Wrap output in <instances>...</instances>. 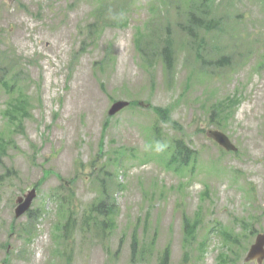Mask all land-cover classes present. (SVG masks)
<instances>
[{
	"label": "rangeland",
	"instance_id": "1",
	"mask_svg": "<svg viewBox=\"0 0 264 264\" xmlns=\"http://www.w3.org/2000/svg\"><path fill=\"white\" fill-rule=\"evenodd\" d=\"M189 9L219 27L190 36ZM0 59L27 102L8 119L0 86V264H162L164 250L165 264H258L244 257L264 233V0H0ZM116 100L130 104L110 115ZM173 138L194 152L184 167ZM101 179L117 207L107 236L79 223ZM31 188L30 220L15 199ZM70 190L66 242L56 193Z\"/></svg>",
	"mask_w": 264,
	"mask_h": 264
},
{
	"label": "trees",
	"instance_id": "2",
	"mask_svg": "<svg viewBox=\"0 0 264 264\" xmlns=\"http://www.w3.org/2000/svg\"><path fill=\"white\" fill-rule=\"evenodd\" d=\"M106 11L105 7H102ZM188 23L185 26V30L188 34L193 33V30H196L197 27H202L208 32L218 28L219 27V20L216 18H205L202 20V17H198L194 15V10L189 9L188 10ZM200 45V44H199ZM199 54V53H198ZM162 55L164 62L166 64V68H171V56L172 52L171 49H169L167 46H165L162 50ZM200 55V54H199ZM201 56V55H200ZM203 64H228L230 60L229 56H220L217 59L210 60L205 59L202 56L200 57ZM12 67V64H6L0 59V86L3 85V87L6 89L9 101L7 103V108L5 115L8 119L11 120V118L15 115H17V110L22 109L24 110V105L27 103L26 100H24L21 92V88L17 85L15 82V76L12 78L7 77V74L10 73V68ZM15 94V95H14ZM13 97H17L14 98ZM14 100V101H13ZM224 105L220 107V103H214V111L217 112L218 110L222 109ZM155 111L158 113V116L164 117L166 113V109L161 108H155ZM219 116V114H218ZM158 123V122H157ZM153 124V136L156 139L162 138V134L160 132V129L158 128V124ZM9 141V139H5L3 137V134H0V158L6 151V143ZM160 141V139H159ZM158 150H163L162 145L159 144ZM169 156H170V163H173L176 167H184L190 159L193 158L191 150L185 142H183L180 139L173 138L172 142L166 146ZM108 173V172H105ZM104 179L99 180L101 189L99 192V196L92 201L81 213V217L79 219L80 228L84 231L89 230L96 233V235L100 236H107L109 235V232L111 231L114 219L116 216V203L115 200L110 196V193L108 192L105 184ZM57 194V200H58V208L59 212L64 215V223L62 225V237L65 238L66 242H68L69 237L73 235V232L75 230L76 223V213H77V207L76 204L73 202V195L74 192L72 190L67 191L66 194H61L60 191L56 193ZM55 194V195H56ZM28 217L30 220L34 217L32 212L28 210L27 212ZM186 224L188 222L186 221ZM230 240L233 239L232 235L229 236ZM193 239L192 236H187V239L184 240V245L187 246L190 243V240ZM168 257V250H164L161 252V263L165 264ZM69 259V258H68ZM224 261V258H223ZM67 264H69V261H67Z\"/></svg>",
	"mask_w": 264,
	"mask_h": 264
},
{
	"label": "water",
	"instance_id": "3",
	"mask_svg": "<svg viewBox=\"0 0 264 264\" xmlns=\"http://www.w3.org/2000/svg\"><path fill=\"white\" fill-rule=\"evenodd\" d=\"M129 104L128 101L125 100H116L114 101L108 113L110 115L116 113L122 108L126 107ZM207 135L215 140L219 145L224 147L226 150H236L234 144L229 140V138L222 131L217 129H210L207 131ZM36 195L35 188H31L27 193L23 195H19L16 197V207H15V215L20 216L24 214L31 206L32 200ZM264 258V233H258L255 236L254 242L249 246L245 254V261H253L255 260L258 264L262 262Z\"/></svg>",
	"mask_w": 264,
	"mask_h": 264
}]
</instances>
